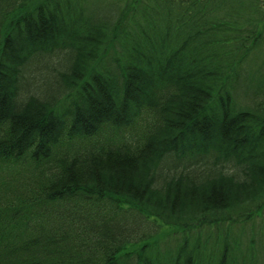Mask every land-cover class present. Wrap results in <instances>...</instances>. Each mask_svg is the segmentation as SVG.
<instances>
[{
    "label": "trees",
    "instance_id": "obj_1",
    "mask_svg": "<svg viewBox=\"0 0 264 264\" xmlns=\"http://www.w3.org/2000/svg\"><path fill=\"white\" fill-rule=\"evenodd\" d=\"M0 264H264V0H0Z\"/></svg>",
    "mask_w": 264,
    "mask_h": 264
}]
</instances>
